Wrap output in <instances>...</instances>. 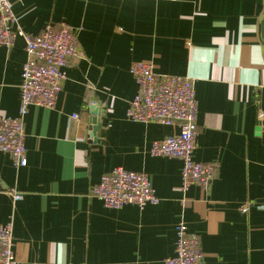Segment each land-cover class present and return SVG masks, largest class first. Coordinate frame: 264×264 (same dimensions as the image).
I'll return each mask as SVG.
<instances>
[{"label": "crops", "instance_id": "0c3cea01", "mask_svg": "<svg viewBox=\"0 0 264 264\" xmlns=\"http://www.w3.org/2000/svg\"><path fill=\"white\" fill-rule=\"evenodd\" d=\"M10 1L26 34L64 22L80 47L55 106L28 108L26 165L0 152V223L12 218L16 264H163L180 224L198 235L201 264H264V0ZM25 59L21 36L0 46L4 116L17 115ZM140 60L193 81L194 159L217 168L208 186L183 191L181 161L150 155L177 126L126 118ZM117 166L145 173L159 202L104 207L90 189Z\"/></svg>", "mask_w": 264, "mask_h": 264}, {"label": "built area", "instance_id": "2783aa9c", "mask_svg": "<svg viewBox=\"0 0 264 264\" xmlns=\"http://www.w3.org/2000/svg\"><path fill=\"white\" fill-rule=\"evenodd\" d=\"M24 40L26 59L22 65L19 107L16 116L0 114V152L9 154L16 167L26 165L23 119L29 106L52 109L66 79L65 68L72 58L80 56L76 29L64 22L47 23L37 35L26 34L18 23L10 0H0V46L12 47L15 38ZM136 92L125 115L133 122H158L177 126L178 130L151 142V156L177 158L181 161V189L192 185L208 186L216 175V164L194 159L197 104L193 81L185 76L158 75L151 61H134L129 66ZM72 118L77 119L78 115ZM13 201L23 194L8 190ZM90 193L104 207L120 209L131 204L139 209L155 205V194L149 177L138 171L114 167L101 175ZM12 218L0 223V264H16L12 235ZM203 253L197 234L186 225L176 228L174 254L163 264H201Z\"/></svg>", "mask_w": 264, "mask_h": 264}, {"label": "water", "instance_id": "95a60500", "mask_svg": "<svg viewBox=\"0 0 264 264\" xmlns=\"http://www.w3.org/2000/svg\"><path fill=\"white\" fill-rule=\"evenodd\" d=\"M89 111L91 114L89 130L92 133L100 127L99 117L101 116V111L98 104L93 102L90 103ZM257 130H259V128H257Z\"/></svg>", "mask_w": 264, "mask_h": 264}]
</instances>
